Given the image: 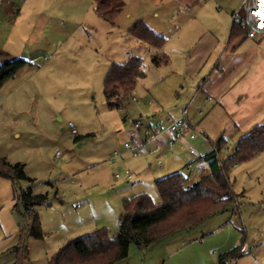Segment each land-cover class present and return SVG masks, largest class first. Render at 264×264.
I'll return each mask as SVG.
<instances>
[{"label": "rangeland", "instance_id": "obj_1", "mask_svg": "<svg viewBox=\"0 0 264 264\" xmlns=\"http://www.w3.org/2000/svg\"><path fill=\"white\" fill-rule=\"evenodd\" d=\"M243 1L121 0V12L111 24L96 14L94 0H0L3 10L14 7L6 19L17 20L19 44L21 38L23 44L34 36L33 24L38 38L45 36L41 25L46 22L47 39L56 32L60 37L52 55L31 60L33 70H21L0 91V155L22 163L29 177L14 181L0 176V264H49L63 246L83 234L107 228L115 235L125 198L146 193L159 203L157 179L182 170L189 177L187 184L193 183L201 175L185 168L192 161L210 173L209 162L197 160L212 151L221 134V122L209 110L193 120L198 125L209 115L208 137L178 142L161 158V166L158 157L134 155L124 144L133 120L177 117L179 108L188 104L204 76L199 73L206 38L198 41L201 33L194 24L213 19L223 25L219 30L226 22L230 28ZM244 16L243 10L237 21ZM139 20L166 38L161 49L129 33ZM156 53H166L169 63L153 64ZM132 55L143 58L145 76L121 96V106H110L104 92L107 73L113 62L123 63ZM225 136L228 143L219 151L222 159L234 152L240 138L229 130ZM115 151L121 152L119 158H113ZM127 174L133 178L127 180ZM229 177L237 196L231 208L150 248L132 242L128 257L115 264H148L182 234L196 239L184 250L192 249L189 261L195 258V247L203 261L213 263L237 246L232 264H264V150L233 165ZM27 188L48 195V202L36 207L43 238L21 232L31 223L18 199Z\"/></svg>", "mask_w": 264, "mask_h": 264}, {"label": "trees", "instance_id": "obj_2", "mask_svg": "<svg viewBox=\"0 0 264 264\" xmlns=\"http://www.w3.org/2000/svg\"><path fill=\"white\" fill-rule=\"evenodd\" d=\"M94 11L102 19L115 23L121 12V0H94ZM246 33L241 21L233 20L231 38ZM135 38L161 49L166 38L155 31L143 20L135 22L129 29ZM153 64L169 63L166 53H156L151 57ZM30 61L16 57L0 63V89L19 70ZM145 76L143 58L130 56L125 62H113L104 82V92L110 106H121L122 95L129 94L138 81ZM228 139L221 136L213 141L212 151L197 160L209 162L210 173L200 176L191 185L189 177L182 170L173 171L156 180L161 201L155 203L152 198L141 193L125 198L120 216L118 231L110 235L107 228H100L83 234L63 246L49 261V264H115L129 255L132 242L138 240L140 248H150L176 233L190 231L213 216L228 210L236 203V194L232 190L229 177L231 167L247 160L264 150V123L255 126L238 141L234 152L221 165L217 158ZM185 165V168L190 164ZM0 176L14 181L29 179L22 163H11L0 155ZM18 199L31 216V223L22 228V235L43 238L44 233L36 207L48 202L47 194L34 193L31 188L21 190ZM239 247L220 254V264H228ZM17 264V263H14Z\"/></svg>", "mask_w": 264, "mask_h": 264}, {"label": "crops", "instance_id": "obj_3", "mask_svg": "<svg viewBox=\"0 0 264 264\" xmlns=\"http://www.w3.org/2000/svg\"><path fill=\"white\" fill-rule=\"evenodd\" d=\"M13 10L14 7L11 5H7L4 10L3 7H0V63L21 56V58L31 61L52 55L59 43L58 32L50 34L49 39H47L49 27L46 22L41 25V31L46 32V34L42 38H38L35 31L36 24H33L34 30L31 32V36H34H29L30 40L27 39L23 44L21 38L19 44L16 36L17 20L6 19ZM231 25L232 23L228 28V22H226L223 30H219V27L223 25L213 19L208 24H204V22L194 24L195 30L198 28L201 33V38L198 41L201 42L203 38L206 39L201 50L202 68L199 73L200 75L204 74V76L193 96L199 103H204L206 99H209L206 102L208 108L205 111L209 110L208 114H215L216 120L221 122L218 130L221 131V134L217 138L221 136L226 138L225 132L228 130L241 138L255 126L264 123V36L250 38L244 32L231 38ZM200 45L199 43L198 47ZM26 68L30 72L34 67L30 64L21 70ZM21 70L15 77L19 72H22ZM15 77L10 80L15 79ZM7 82L0 91L6 89ZM188 104L179 108L177 114L179 115ZM205 111L203 114L195 106L189 107V115L194 121H197L198 117L204 116ZM208 116L203 118L198 125L194 124L202 132L200 136L204 138L208 137L205 134L210 129L208 122L206 123ZM191 237L190 234H182L167 242V250L161 256L152 257L148 264H220L219 259L213 263L203 261L201 258L203 255L197 247L194 249L196 253L193 257L195 258L189 261L188 258H192V249L187 252L184 250L189 247L192 241L196 240H190ZM222 247L219 246V249ZM233 248L235 246L222 253ZM186 259L187 261H185Z\"/></svg>", "mask_w": 264, "mask_h": 264}, {"label": "built area", "instance_id": "obj_4", "mask_svg": "<svg viewBox=\"0 0 264 264\" xmlns=\"http://www.w3.org/2000/svg\"><path fill=\"white\" fill-rule=\"evenodd\" d=\"M244 10L245 16L241 22L246 28V34L250 38H258L264 36V0H244L241 8L233 13V20H237V16ZM259 13V15H257ZM133 100L137 102V98L133 96ZM199 103L195 96H193L188 104L177 117L169 116L165 119H151L144 117L133 120L129 130L130 138L125 142L124 146L128 152L134 155L147 153L158 157V163L161 166V158L169 155L175 148L176 144L183 140L196 139L202 132L194 125L192 118L189 115V107L195 106L200 113L208 108L206 102ZM71 131L77 134V129L73 123H70ZM60 151L56 153V157L60 155ZM121 152L115 151L113 158H119ZM217 158L221 165H223L222 158L219 157L217 151ZM190 173L197 175H206V170L200 165L190 163L187 166ZM116 177H120L117 174ZM133 176L127 174L126 179L131 180ZM192 184V183H191ZM189 184V185H191ZM212 252H215L212 250ZM236 260L235 256L228 259L227 263L232 264Z\"/></svg>", "mask_w": 264, "mask_h": 264}, {"label": "water", "instance_id": "obj_5", "mask_svg": "<svg viewBox=\"0 0 264 264\" xmlns=\"http://www.w3.org/2000/svg\"><path fill=\"white\" fill-rule=\"evenodd\" d=\"M136 243H138V240H136Z\"/></svg>", "mask_w": 264, "mask_h": 264}, {"label": "snow or ice", "instance_id": "obj_6", "mask_svg": "<svg viewBox=\"0 0 264 264\" xmlns=\"http://www.w3.org/2000/svg\"><path fill=\"white\" fill-rule=\"evenodd\" d=\"M257 15H259V13H257Z\"/></svg>", "mask_w": 264, "mask_h": 264}]
</instances>
